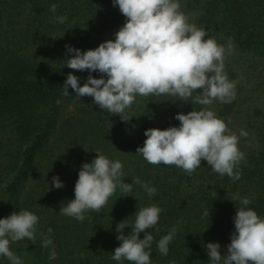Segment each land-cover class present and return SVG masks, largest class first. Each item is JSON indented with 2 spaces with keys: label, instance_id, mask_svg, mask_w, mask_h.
I'll use <instances>...</instances> for the list:
<instances>
[{
  "label": "trees",
  "instance_id": "trees-1",
  "mask_svg": "<svg viewBox=\"0 0 264 264\" xmlns=\"http://www.w3.org/2000/svg\"><path fill=\"white\" fill-rule=\"evenodd\" d=\"M180 5L190 23L206 30V38L230 43L261 63L264 82V0H180ZM59 16L67 17L64 23L57 22ZM125 19L112 0H0V217L29 210L39 218L33 240L10 244L23 264H118L111 259L120 243L116 225L128 224L123 231L130 234L135 212L151 204L163 209L148 230L152 264H210L206 244L219 242L223 254L235 230L233 216L241 204L234 198H248V207L264 217V116L259 109L252 113L260 117L257 124L250 117L244 126L247 135L238 144L244 159L234 169L240 178L233 180L212 171L203 159L188 174L175 165L150 164L136 153L145 129L178 126V112L207 107L195 103L200 89L189 101L137 96L126 110L128 121L100 109L90 96L75 97L70 86L65 95L69 73L81 86L89 75L64 65L72 55L65 46L94 49L114 39ZM63 98L73 101L66 117L60 115ZM228 104L221 114L231 112ZM95 151L122 162L132 191L117 187L99 212L89 210L79 222L59 211L74 198L78 171ZM53 176L63 188L52 187ZM137 179L140 183H134ZM143 184L156 193L149 196ZM173 227L178 231L165 256L157 242ZM45 240L51 241L47 247ZM0 264L11 261L0 256Z\"/></svg>",
  "mask_w": 264,
  "mask_h": 264
},
{
  "label": "clouds",
  "instance_id": "clouds-1",
  "mask_svg": "<svg viewBox=\"0 0 264 264\" xmlns=\"http://www.w3.org/2000/svg\"><path fill=\"white\" fill-rule=\"evenodd\" d=\"M126 18L116 31L114 39L101 42L94 49L81 51L66 45L68 68L87 70L89 75L81 86L79 78L69 73L63 84L65 95L75 97L90 96L93 103L108 113L125 115L137 96L167 95L189 101L193 92L200 89L195 103L208 106L214 101L230 103L236 97V82L229 80L224 68L226 49L214 38H206L207 32L189 22V17L181 11L180 0H112ZM55 12L56 5H51ZM64 23L66 16L56 18ZM99 72V78L91 75ZM175 118L178 126L164 129L147 128L146 139L138 146L136 153L150 164L175 165L188 174L201 167V160L210 165L211 170L227 175L233 180L240 178L234 171L244 159L238 147L239 136L233 133L226 122L208 107L189 112H178ZM91 162H83L74 185V198L60 208V213L79 222L85 220L89 210L99 212L114 194L117 187L124 192L132 191V183L124 181L123 164L110 160L95 151ZM134 183H140L139 179ZM52 187H64L58 176L52 177ZM149 196L156 193L155 187L143 184ZM51 190L47 186V191ZM241 207H236L233 216L234 232L231 234L227 251L221 253L219 242L206 244L210 264H264V217L248 207V198H239ZM163 211L151 204L135 212L131 233H124L126 223L116 225L119 245L112 252L111 259L123 264H152L151 244L153 236L148 232L159 220ZM209 216V211L206 213ZM38 216L29 210L13 211L0 217V256L7 257L11 264H23L10 248L11 243L33 240ZM130 227V226H129ZM51 231V229H49ZM178 229L173 227L158 242L162 255L169 252ZM143 232V238L140 233ZM50 240H45L47 247Z\"/></svg>",
  "mask_w": 264,
  "mask_h": 264
},
{
  "label": "rangeland",
  "instance_id": "rangeland-1",
  "mask_svg": "<svg viewBox=\"0 0 264 264\" xmlns=\"http://www.w3.org/2000/svg\"><path fill=\"white\" fill-rule=\"evenodd\" d=\"M225 47L224 65L229 80L236 82V97L232 100L233 104L222 103L214 101L213 104L208 105V108L214 110L216 115L226 122L228 128L239 136L241 130L244 131V126L252 118L254 109L261 111L260 115L264 116V82H263V67L261 63H256L253 59H250L246 52L239 48H235L227 42L221 44ZM232 74V76H231ZM60 103V115L66 117L73 110V101L63 98ZM224 104H228L231 108V112L227 114H221L219 109ZM225 105V106H226ZM260 117L255 116L251 122L257 124ZM252 132V131H251ZM255 133V131L253 130ZM253 133V134H254ZM243 136H240L239 140Z\"/></svg>",
  "mask_w": 264,
  "mask_h": 264
}]
</instances>
